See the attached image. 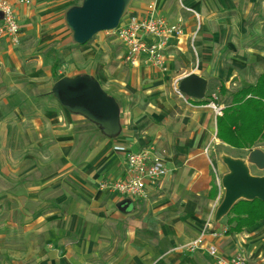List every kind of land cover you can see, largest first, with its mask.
<instances>
[{"label":"crops","instance_id":"1","mask_svg":"<svg viewBox=\"0 0 264 264\" xmlns=\"http://www.w3.org/2000/svg\"><path fill=\"white\" fill-rule=\"evenodd\" d=\"M34 3L16 8L20 42L12 47L0 41V56L17 59L10 49L20 47L24 17ZM149 5L169 24H181L182 36L170 39L165 50L167 74L144 56L133 66L125 64L123 48L114 51L109 46L114 41L103 36L75 46L64 13L78 5L59 0L55 6V39L77 47L75 54L89 63L100 54L105 58L99 62L102 74L65 77L88 76L115 100L117 134L107 136L93 125L83 128L87 118L68 112L56 99L47 106L38 102L44 94L28 93L23 79L11 75L5 82L8 91L0 95L6 105L0 109V264H215L209 247L225 259L242 254L248 264H264V220L227 234V218L207 222L221 201L222 186L213 181L214 165L205 154L213 143L226 145L216 139L213 109L189 98L186 106L169 88L191 73L207 82L205 96L219 91L211 88L215 82L231 92L253 86L264 72V0H130L125 16H142ZM109 55L115 56L114 69ZM175 69L180 72L173 74ZM116 147L151 150L168 170L148 186L145 198L129 199V213L130 204L121 212L116 207L121 200L98 189L100 182L124 178L125 155ZM204 229L199 249L183 250Z\"/></svg>","mask_w":264,"mask_h":264},{"label":"water","instance_id":"2","mask_svg":"<svg viewBox=\"0 0 264 264\" xmlns=\"http://www.w3.org/2000/svg\"><path fill=\"white\" fill-rule=\"evenodd\" d=\"M130 0H82L64 13V22L71 33L72 43L84 46L93 37L118 28L125 15ZM207 82L196 74L183 77L178 83L179 92L186 98L203 100ZM52 96L59 105L70 113L79 114L100 127L104 134L113 136L119 131V109L113 98L105 94L99 83L88 76L62 77L51 89ZM228 173L223 176L221 186L224 195L215 212V220L225 216L239 200H259L264 202V177L249 174L242 160L223 158ZM247 162L258 170H264V152L251 150ZM129 199L116 205L126 212Z\"/></svg>","mask_w":264,"mask_h":264},{"label":"rangeland","instance_id":"3","mask_svg":"<svg viewBox=\"0 0 264 264\" xmlns=\"http://www.w3.org/2000/svg\"><path fill=\"white\" fill-rule=\"evenodd\" d=\"M71 1L76 3V5H80L82 2V0ZM57 2H59V0H35L33 8L29 10L26 17H24L25 20L22 24L24 37L21 40L20 47L18 49H10V51H12L15 56H17V59H11L6 53H3L0 56V95L8 91L5 87V82L10 80L11 75H14L16 78L24 80L28 89V93L34 96L44 94V96H40L39 99H37L38 102L41 101L47 106V102H49L50 100V102L53 104L55 102V98L52 96V94L49 95V93L55 83V79L50 75V68L55 63V61H57L58 63L59 78H62L63 76L71 77L75 74L84 73L87 71H91L95 75L102 74V66L99 65V62L100 60L105 59L101 57V55L103 54H100L98 56V58L96 59V63H93L94 61L92 63H89L87 59L85 60L84 55L79 54V56H77L75 54L77 49V47L75 46L77 45L65 47L59 43L60 39H55V6L57 5ZM100 36H103L108 42L114 41L113 43H111V45H109L110 48L114 49V51H119L121 49L122 46L120 45L114 34L110 32H103L93 37V39H97ZM147 42H150V40L148 39ZM106 55L108 54L106 53ZM109 56V59H111L112 69H114L115 66L113 61L115 56ZM16 61L18 62V64H16ZM159 70L163 74L168 73L169 68H167L166 61L163 68ZM179 72V69H175L172 71L173 74H178ZM214 85H216L219 89V85L216 82L213 84V86L211 85V88L214 89ZM169 88L172 94L176 97L177 95L174 93L173 86L169 85ZM227 92L231 93V91L228 90ZM181 100L185 103V100ZM204 101L207 103L208 107L212 109V105H222L224 107V105L229 101V98L228 96H222L219 91L217 93L208 91L207 95L204 96ZM38 102L36 103L38 104ZM185 105L189 106L188 103H185ZM5 106L6 105L3 103V100L0 99V109H5ZM89 125L100 128L95 123L88 121V119L86 120V122L82 123V126L85 129H87ZM215 144L216 143L211 144V147L207 148V154H205V157H207V159H209V161H211V163H213L214 165V168L212 167L210 171L214 182H218L221 186V179L223 177V174L228 173L226 166L222 163V159L229 158L230 156L237 160L244 161L251 176L264 177V170H258L256 167L250 165L247 162V157L250 151L259 149V147H264V142H257L251 149L248 150L233 149L228 146H223L220 143V145ZM217 166L222 168L223 171H220ZM101 183L102 182L98 184L99 190H102L100 188ZM221 189L222 201L224 190L223 188ZM132 208L133 203L128 206L127 213L131 212ZM217 208H211L207 222H209L210 220H214ZM222 218H226V215ZM225 230L227 231V229ZM188 244L183 246V250L188 252L197 250H187L186 246H188Z\"/></svg>","mask_w":264,"mask_h":264},{"label":"built area","instance_id":"4","mask_svg":"<svg viewBox=\"0 0 264 264\" xmlns=\"http://www.w3.org/2000/svg\"><path fill=\"white\" fill-rule=\"evenodd\" d=\"M32 4L33 0H0V41H6L12 47L19 45L20 26L16 8L30 7ZM194 15L198 22V15L196 13ZM110 33L115 35L124 50L125 64L133 66L140 56H144L151 66L162 69L168 41L181 37L182 29L180 22L169 24L155 13L153 5H149L142 16L124 15L118 28ZM148 39L150 42H147ZM173 90L177 97L187 100L179 92L177 84L173 86ZM212 109L215 116H221L222 106L212 105ZM115 150L125 155L124 178L102 182L100 188L114 194L119 200L145 198L148 186H154L168 174L164 160L152 156L151 150L129 152L124 147H116ZM205 231L206 229L195 241L188 244L186 249L189 251L198 249L203 244ZM208 253L214 258L215 264H248L247 258L242 254L225 259L217 255L214 247H209Z\"/></svg>","mask_w":264,"mask_h":264},{"label":"trees","instance_id":"5","mask_svg":"<svg viewBox=\"0 0 264 264\" xmlns=\"http://www.w3.org/2000/svg\"><path fill=\"white\" fill-rule=\"evenodd\" d=\"M58 63L51 67L52 77L57 81ZM219 93L228 96L221 116L216 118V139L233 149H251L257 142H264V72L256 83L235 92L228 93L222 85ZM199 104H207L198 100ZM217 193V188H212ZM227 233H241L264 220V202L239 200L226 214Z\"/></svg>","mask_w":264,"mask_h":264}]
</instances>
